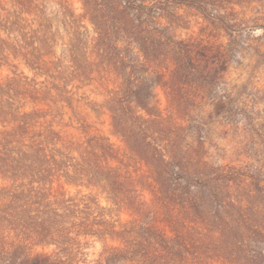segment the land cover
<instances>
[{"label":"trees","instance_id":"obj_1","mask_svg":"<svg viewBox=\"0 0 264 264\" xmlns=\"http://www.w3.org/2000/svg\"><path fill=\"white\" fill-rule=\"evenodd\" d=\"M35 1L15 0L18 10L13 11L0 2V65L17 70L23 64L46 77L40 87L15 73L13 78L0 80V231L24 236L19 242H26L25 250L34 242L56 246L59 252L53 258L36 254L43 258L40 264H78L75 257L82 245L80 239L90 237L115 238L123 246L106 248L108 256L96 264H108L116 255L132 264H167L174 239L157 225L164 222L172 224L167 226L172 235L179 222L200 225L207 234L231 239L229 248H243L246 238L264 239V218L262 224H254L251 217L256 189L240 195L234 174H223L220 169L208 172L207 163L197 158L198 154L189 147L183 152L175 110L171 106L161 110L155 96L149 99L142 88L131 85L136 73L144 69L156 76L155 86L161 85L165 78L172 79L182 71V58L193 62V75H198L199 64L208 58L212 47L190 44L189 50H182V58H175L161 50V37L154 36L160 30L152 31L150 42L149 31L134 25L130 10L140 18L147 9L144 0L122 4L113 0L112 6H102L103 16L95 0H82L97 33L92 53L105 63L104 71L122 81L117 94L122 101L112 97L108 108L113 132L125 146V154L120 156L98 131L79 140L69 134L63 117L55 121L53 106L60 101L70 105L67 79H86L87 67L79 66L76 58L70 61L71 66L62 65L61 59L51 60L54 45L37 16ZM132 95L144 114L131 106ZM166 96L171 105L172 94ZM27 99L34 105L31 110L25 108ZM42 104L47 109L39 108ZM81 127L87 134L85 124ZM62 184L105 194L135 219L117 230L91 193L80 190L69 197ZM145 192L151 196L149 200ZM258 209L255 213L261 215ZM145 219L150 221L145 230L164 245L140 236L142 228L137 222ZM3 254L9 257L7 264L29 262V255L16 262L11 253Z\"/></svg>","mask_w":264,"mask_h":264},{"label":"rangeland","instance_id":"obj_2","mask_svg":"<svg viewBox=\"0 0 264 264\" xmlns=\"http://www.w3.org/2000/svg\"><path fill=\"white\" fill-rule=\"evenodd\" d=\"M117 1L121 4L125 2ZM0 2L7 10H18L15 0ZM94 3L100 16H103L102 6H112L113 0H95ZM144 5L147 9L143 10L141 17L134 16V10H130L131 18L135 26L149 31L147 36L150 42L153 41L152 31L160 30V34L154 36L161 37V50L171 52L175 58H182V50H189L190 44L200 42L202 46L212 48L208 58L200 62L198 75H193V62L182 58V71L172 79L165 78L161 85L159 83L155 86L156 76L149 74L147 69L136 73L137 77L131 80V85L142 88L149 99L155 96L161 110L169 106L175 110L176 122L181 128L178 135L181 137L183 152L189 147L198 154L197 158L207 163L208 172L220 169L223 174H234L233 180L238 184L240 195L246 196L247 190L258 191L255 190L256 204L254 203L251 217L254 224H262L264 0H144ZM33 6H36L39 20L49 30V40L54 45L55 57L51 60L61 59L62 65L71 66L70 61L76 58L79 66L86 64L87 67L84 73L86 79H67L66 90L71 95L70 105L60 101L53 106V116H57L55 121L58 122L63 117V124L69 126V134L79 140L86 135L94 136L98 131L109 139L120 156L124 155L125 146L120 136L113 132L111 113L108 111L112 97H117L118 102L122 101L121 96H117L122 81L113 73L104 71L105 63L96 59L92 53L97 33L83 1L36 0ZM152 6L157 8L151 9ZM25 17L34 18L31 15ZM33 28L37 26L34 25ZM135 51L134 49L130 53L131 57ZM14 73L36 82L37 87L46 81L44 75L26 65L20 64L17 70L0 65V80L15 77ZM168 93L174 98L171 105L166 96ZM25 101L26 110H31L33 103L29 99ZM130 101L136 112L144 114L135 103V96L132 95ZM39 108L47 109V106L42 104ZM50 119L48 117L47 121ZM82 124L88 128L87 134L83 132ZM62 185L69 197L75 196L80 190L86 195L91 193L93 201H98L97 204L103 208L107 219L117 230L135 219L115 206L105 194ZM145 196L146 200L151 198L147 192ZM214 208L215 206L211 207L212 210ZM257 209L262 211L261 215L255 213ZM149 222L148 219L137 222L138 227L142 228L140 236L147 242L164 245L154 234L150 235L145 230L146 223ZM178 224L172 235L168 233V227L172 226L170 222L157 223L160 228L167 230L169 238L174 239L173 244H170L172 253H169L170 260L167 264H264L263 238H246L243 248H229L233 243L231 239L207 234L200 225L198 228L195 224ZM21 240L24 241L25 237L18 233L6 231L4 234L0 231V264H7L9 260L3 251L11 253L16 262L24 261L25 256L29 255V262L26 264H40L43 258H37L36 254L53 258L59 252L54 245H34L36 242L28 245L29 249L25 250L23 246L26 242H19ZM80 241L82 245L75 257L78 264H96L108 256L105 254L106 248L123 247L117 239L111 237L81 238ZM120 258L121 255L112 256L108 264L131 263L123 262Z\"/></svg>","mask_w":264,"mask_h":264}]
</instances>
